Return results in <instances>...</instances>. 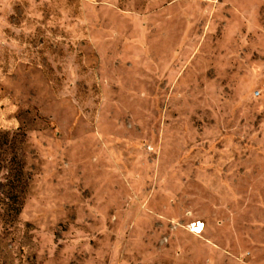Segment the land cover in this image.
<instances>
[{"label": "rangeland", "instance_id": "374dc122", "mask_svg": "<svg viewBox=\"0 0 264 264\" xmlns=\"http://www.w3.org/2000/svg\"><path fill=\"white\" fill-rule=\"evenodd\" d=\"M0 264H264V0H0Z\"/></svg>", "mask_w": 264, "mask_h": 264}, {"label": "built area", "instance_id": "2783aa9c", "mask_svg": "<svg viewBox=\"0 0 264 264\" xmlns=\"http://www.w3.org/2000/svg\"><path fill=\"white\" fill-rule=\"evenodd\" d=\"M202 228H203V224L200 222H193L191 224V229H192L191 231L193 232H199L202 230Z\"/></svg>", "mask_w": 264, "mask_h": 264}]
</instances>
